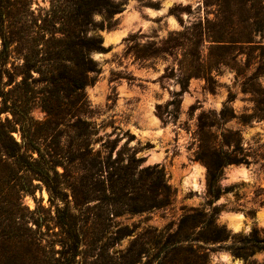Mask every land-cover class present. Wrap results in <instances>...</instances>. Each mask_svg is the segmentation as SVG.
Instances as JSON below:
<instances>
[{"label": "rangeland", "instance_id": "1", "mask_svg": "<svg viewBox=\"0 0 264 264\" xmlns=\"http://www.w3.org/2000/svg\"><path fill=\"white\" fill-rule=\"evenodd\" d=\"M121 1L124 10L114 17L118 19L116 27L101 31L108 50L91 53L101 69L95 81L85 87L86 96L79 103L82 105L79 115L96 129L92 146L104 161L110 152L108 142L114 140L110 162L117 158L122 161L113 165L127 163L134 153L143 157L138 169L159 164L174 195L171 203L161 208L110 215L107 223L112 233L123 226L135 231L118 241L112 240L114 244L106 252L125 250L136 234L146 229H176L180 218L191 208L208 213L217 206L215 221L226 228L219 231L226 238L195 244L206 254V264H264V103L260 102L264 100V30L254 31L251 42L212 41L208 27H224L215 23V7H206L205 0H153L155 4L142 0ZM220 1L224 5L234 2L236 7L247 5L252 13L264 16V0ZM11 3L15 11L10 19L11 29L21 37L14 36L2 90L7 92L5 95L10 101L21 99L26 104L29 93L22 73L27 51L26 0ZM48 6L49 0H33L32 9L38 17L41 7ZM17 8L23 12L19 14ZM95 17L101 19L102 15ZM198 22L206 32L200 37L202 41L195 53L190 39H194L192 32ZM225 35L226 39L232 36ZM145 52L156 54L142 57ZM185 82L186 90L182 91ZM31 114L38 120L46 118L45 110L37 102ZM8 115L12 117L11 113ZM70 122L60 127L62 131L67 130L63 131L66 139L74 134L67 126ZM226 132L233 139L229 146L224 144ZM13 136L22 141L19 133L13 132ZM211 139L224 151L247 155L251 161L224 166L218 180L222 193L216 199L209 193L208 167L199 157L204 151L203 144ZM236 139H240L242 151H233L238 148ZM106 166L107 162L103 163V174L94 181L105 180L109 171ZM195 167L203 169L199 188L186 183ZM242 168L247 173H240ZM34 183L37 186L33 193L22 191L18 197L11 192L10 198L20 201L26 212L37 209L44 213L50 224L43 226V232L52 235L50 230H58L54 223V203L58 201L51 197L42 181L35 179ZM98 202L96 199L90 202L93 213L99 212ZM238 214L242 216V225L233 229L231 219ZM58 248L60 244H56L55 250ZM52 249V254L59 255ZM84 249L87 251L83 264H93L97 258L103 262L108 259L105 251L99 250L105 257H97L98 249ZM236 249L246 252L247 256L237 255ZM198 261L201 264V259Z\"/></svg>", "mask_w": 264, "mask_h": 264}, {"label": "trees", "instance_id": "2", "mask_svg": "<svg viewBox=\"0 0 264 264\" xmlns=\"http://www.w3.org/2000/svg\"><path fill=\"white\" fill-rule=\"evenodd\" d=\"M11 1L0 0V264H83L85 247L98 249L97 257H105L100 251L107 254L105 262L97 258L93 264H199V259L201 264H206V254L195 244L226 238L219 233L226 228L215 221L217 206L208 213L191 208L180 218L176 229H146L137 233L125 250L106 252L114 244L112 240L118 241L135 231L123 226L112 233L107 223L110 215L161 208L170 204L174 195L165 170L159 164L138 169L143 157L134 153L127 163L113 165L122 161L117 158L110 162L114 140L108 142L110 152L108 160L104 161L100 152L93 150L92 134L96 129L79 115L82 112L79 103L86 96L85 87L95 81L101 69L91 53L108 50L101 31L116 27L118 19L114 17L124 10V2L49 0V6L41 7V14L36 17L33 0H26L27 51L22 73L29 95L26 104H22L21 99L10 101L5 95L7 92L2 90L14 36L21 37L11 29L10 19L15 12ZM142 1L155 4L153 0ZM205 5L215 7V23L224 27H208L212 41L251 42L254 31L264 30V16L252 13L247 5L236 7L234 2L224 5L220 0H205ZM15 10L19 14L23 12L20 8ZM96 14L102 18L96 19ZM193 30L194 39H189L196 53L206 29L198 22ZM225 34L232 36L226 39ZM155 54L145 52L141 56ZM184 90L186 82L182 86ZM35 102L45 110L44 120L31 114ZM3 113L5 117L1 116ZM68 120L71 122L67 126L74 134L66 139L63 131L67 130L62 131L60 127ZM13 132L19 133L21 142L15 139ZM223 136L224 144L229 146L233 139L228 132ZM214 142L213 139L206 141L199 157L208 167L209 193L216 199L222 193L218 180L224 166L251 161L247 155L224 151ZM239 142L240 139H236L238 148L234 152L242 151ZM106 162L109 171L105 180L94 181L103 174ZM17 178L24 179L17 182ZM35 179L42 181L51 197L58 201L54 203V223L58 230L49 227L52 235L43 232V226L50 224L44 213L37 209L26 212L20 201L10 198L11 192L18 197L22 191L33 193L37 186ZM94 199L99 201L96 206L99 212L93 213L94 206L90 202ZM56 244L61 248L55 250ZM51 247L59 255L52 254ZM235 253L247 256L241 249H236Z\"/></svg>", "mask_w": 264, "mask_h": 264}, {"label": "bare ground", "instance_id": "3", "mask_svg": "<svg viewBox=\"0 0 264 264\" xmlns=\"http://www.w3.org/2000/svg\"><path fill=\"white\" fill-rule=\"evenodd\" d=\"M240 173L245 174L247 172L245 169L242 168L240 170ZM202 177H203V169L200 167H195V169L192 171V173L186 178V183H187V185H189L191 187L199 188V186L201 185ZM241 217L242 216L240 214H238L231 219V224L233 227H235V228L241 227V225H242Z\"/></svg>", "mask_w": 264, "mask_h": 264}, {"label": "water", "instance_id": "4", "mask_svg": "<svg viewBox=\"0 0 264 264\" xmlns=\"http://www.w3.org/2000/svg\"><path fill=\"white\" fill-rule=\"evenodd\" d=\"M232 228H233V229H237V228H235V227H233V226H232Z\"/></svg>", "mask_w": 264, "mask_h": 264}]
</instances>
